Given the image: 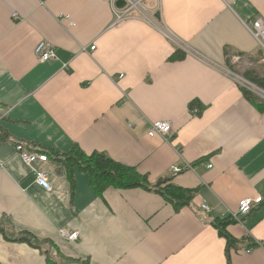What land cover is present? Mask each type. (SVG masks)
<instances>
[{
  "label": "crops",
  "instance_id": "1",
  "mask_svg": "<svg viewBox=\"0 0 264 264\" xmlns=\"http://www.w3.org/2000/svg\"><path fill=\"white\" fill-rule=\"evenodd\" d=\"M145 7L188 47L179 50L183 59L169 60L179 48L156 28L112 25L111 0H0V225L9 237L29 233L89 264H227L226 241L211 222L236 212L243 198L262 197L226 230L240 241L228 251L232 264H264V109L224 71L232 57L263 62L243 23L264 19V0H146ZM42 41L56 60L37 61ZM154 121L172 123L168 140L147 136ZM18 143L102 153L151 184L171 179L195 193L179 212L140 188L97 197L77 169L71 191L66 168L50 156L33 165L47 176L46 192L16 155ZM185 163L192 170L171 173ZM60 230L77 232V240ZM0 264L45 259L0 235Z\"/></svg>",
  "mask_w": 264,
  "mask_h": 264
},
{
  "label": "trees",
  "instance_id": "2",
  "mask_svg": "<svg viewBox=\"0 0 264 264\" xmlns=\"http://www.w3.org/2000/svg\"><path fill=\"white\" fill-rule=\"evenodd\" d=\"M184 57L185 54L177 49L169 60L176 61ZM243 76L257 87L264 90V75L257 76L253 72L248 71L245 72ZM243 93L248 100L253 99L250 93L244 90ZM194 105L195 104H192L191 106ZM258 107L264 109V103H261ZM25 147L27 150L44 155L47 160L50 156L62 162L66 168L71 191L74 190L75 186L73 171L77 169L80 173L88 176L89 188L97 197H102L104 191L108 188L118 190L140 188L160 196L165 202L171 205L175 212H179L184 207L189 206L195 193L194 190L177 187L172 183L171 179H162L151 184L148 180V176L139 173L136 168L119 164L102 153L95 152L89 155L85 154L77 146H73L67 153L63 154H58L47 149ZM233 223H235V221L230 217L221 220L214 219L211 222L212 227L217 230L218 235L226 241L227 264H232L228 251L231 247L236 246L240 242L234 239L226 230V228ZM0 235L8 241L28 244L30 247L39 250L44 256L45 264H89L87 261L73 260L64 257L52 242L38 240L36 237L26 232L9 237L5 234L4 225H0Z\"/></svg>",
  "mask_w": 264,
  "mask_h": 264
},
{
  "label": "built area",
  "instance_id": "3",
  "mask_svg": "<svg viewBox=\"0 0 264 264\" xmlns=\"http://www.w3.org/2000/svg\"><path fill=\"white\" fill-rule=\"evenodd\" d=\"M41 4H43V0H39ZM117 0H111L112 11L114 15V22L112 25H117L121 22L128 20H139L150 27L156 28L159 30L167 39L174 42L178 46V50L182 52H188V47L176 40L173 35L168 31H164L160 20L156 17V11H149L145 7L146 0H122L124 6L121 9L115 7V3ZM13 18H16V14L13 15ZM60 19L69 20V16H62ZM244 27L248 32L252 35V37L257 42L258 46L262 49L264 53V19L258 17L250 22L243 23ZM95 46L90 47V51H94ZM85 48H82V51L85 52ZM34 53L36 55V59L40 63H45L48 61L56 60V53L54 48L48 42H40L36 46ZM228 64L232 66L240 63L239 57H232L229 59ZM228 66V65H227ZM225 73L234 81L236 85L239 86L242 90L253 94L256 98H258L262 103H264V90L257 87L251 81L246 79L243 75H240L236 71L226 67L224 70ZM122 78L119 76L118 79ZM190 112L193 115L199 114V108L197 106H191ZM172 123L170 121H154L150 123L149 129L147 130V136L149 138H162L164 140H168L172 134ZM15 153L20 158L22 163L30 170L35 183L45 190L46 192L50 191V185L47 181L46 174L37 171L33 165L36 162H47V159L44 155L38 154L36 152H32L27 150L23 144L18 143L15 146ZM192 166L190 164H183L181 166L174 165L170 167V171L172 174H179L186 170H192ZM208 169L211 168V165L207 166ZM263 198L257 197L255 199L251 198H243L238 203V208L236 212H231L228 217L234 220L236 223L242 224L244 218L248 216L254 208H256L260 203H262ZM200 210L209 214L211 209L203 202L200 205ZM59 235L68 242H74L78 238L77 232L68 233L65 230H60ZM247 251L246 253H249Z\"/></svg>",
  "mask_w": 264,
  "mask_h": 264
},
{
  "label": "rangeland",
  "instance_id": "4",
  "mask_svg": "<svg viewBox=\"0 0 264 264\" xmlns=\"http://www.w3.org/2000/svg\"><path fill=\"white\" fill-rule=\"evenodd\" d=\"M263 62H257L256 64H253L252 66H245V65H241V63H238L234 66H232L231 64H228L227 67H229L230 69L237 71L240 74L245 73V71H249V69H254L256 71V73L258 75H264V53H263Z\"/></svg>",
  "mask_w": 264,
  "mask_h": 264
},
{
  "label": "water",
  "instance_id": "5",
  "mask_svg": "<svg viewBox=\"0 0 264 264\" xmlns=\"http://www.w3.org/2000/svg\"><path fill=\"white\" fill-rule=\"evenodd\" d=\"M117 6L122 7V6H124V3L123 2H118ZM157 17H158V15H157Z\"/></svg>",
  "mask_w": 264,
  "mask_h": 264
},
{
  "label": "bare ground",
  "instance_id": "6",
  "mask_svg": "<svg viewBox=\"0 0 264 264\" xmlns=\"http://www.w3.org/2000/svg\"><path fill=\"white\" fill-rule=\"evenodd\" d=\"M253 211V210H252Z\"/></svg>",
  "mask_w": 264,
  "mask_h": 264
}]
</instances>
